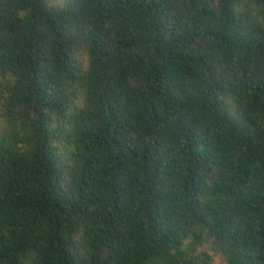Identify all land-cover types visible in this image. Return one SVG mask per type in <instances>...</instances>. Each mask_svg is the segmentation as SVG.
I'll return each mask as SVG.
<instances>
[{"label":"trees","instance_id":"16d2710c","mask_svg":"<svg viewBox=\"0 0 264 264\" xmlns=\"http://www.w3.org/2000/svg\"><path fill=\"white\" fill-rule=\"evenodd\" d=\"M0 0V264H264V0Z\"/></svg>","mask_w":264,"mask_h":264},{"label":"rangeland","instance_id":"374dc122","mask_svg":"<svg viewBox=\"0 0 264 264\" xmlns=\"http://www.w3.org/2000/svg\"><path fill=\"white\" fill-rule=\"evenodd\" d=\"M53 3H55V4H61L62 3V0H54V2H51V4H53Z\"/></svg>","mask_w":264,"mask_h":264}]
</instances>
